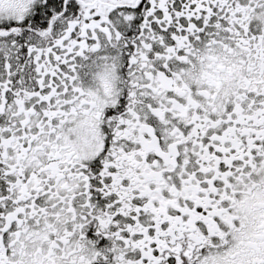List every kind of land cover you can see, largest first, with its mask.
Instances as JSON below:
<instances>
[{"label":"snow or ice","instance_id":"obj_1","mask_svg":"<svg viewBox=\"0 0 264 264\" xmlns=\"http://www.w3.org/2000/svg\"><path fill=\"white\" fill-rule=\"evenodd\" d=\"M0 264H264V0H0Z\"/></svg>","mask_w":264,"mask_h":264}]
</instances>
